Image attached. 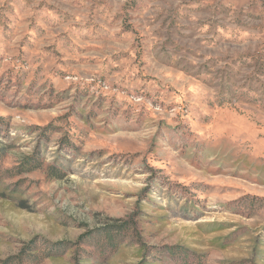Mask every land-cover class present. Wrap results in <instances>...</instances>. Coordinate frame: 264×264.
<instances>
[{"label": "rangeland", "instance_id": "1", "mask_svg": "<svg viewBox=\"0 0 264 264\" xmlns=\"http://www.w3.org/2000/svg\"><path fill=\"white\" fill-rule=\"evenodd\" d=\"M0 264H264V0H0Z\"/></svg>", "mask_w": 264, "mask_h": 264}]
</instances>
